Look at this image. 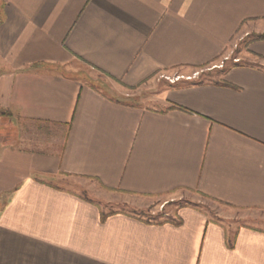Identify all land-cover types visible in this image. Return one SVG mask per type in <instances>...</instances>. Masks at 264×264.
I'll use <instances>...</instances> for the list:
<instances>
[{
    "label": "crops",
    "instance_id": "crops-1",
    "mask_svg": "<svg viewBox=\"0 0 264 264\" xmlns=\"http://www.w3.org/2000/svg\"><path fill=\"white\" fill-rule=\"evenodd\" d=\"M240 34L217 78L161 84ZM260 34L264 0H0V264H264V216L107 210L184 191L264 212Z\"/></svg>",
    "mask_w": 264,
    "mask_h": 264
},
{
    "label": "rangeland",
    "instance_id": "rangeland-1",
    "mask_svg": "<svg viewBox=\"0 0 264 264\" xmlns=\"http://www.w3.org/2000/svg\"><path fill=\"white\" fill-rule=\"evenodd\" d=\"M241 37L242 34L236 37L235 41L232 43L231 49L226 53V56L230 55L229 60H223L225 58L223 57L218 62V64L200 67L198 69H195L194 71H189V73L185 72L167 75L162 74L160 77L162 81L161 84L172 83L177 78L185 79L184 77L188 79L197 77L198 79L201 78L203 80H211L217 78L218 75L216 74V72L222 69H226L227 65L233 62L232 58L241 56L243 54V51H245L246 42L248 41L249 37L253 36H243V39H241ZM221 63H223V67H217L218 65H221ZM153 104L156 105L157 103ZM119 199L120 201L108 205L107 210L129 212L152 220H165L169 218L171 214H173L175 210L180 206H198V208H201L214 217H219L231 222L236 220L241 224L255 222L257 224L258 221L257 219L254 220L253 216H264V212L242 211L234 209L204 196L184 191L158 197L121 196ZM251 213L252 215H250Z\"/></svg>",
    "mask_w": 264,
    "mask_h": 264
},
{
    "label": "built area",
    "instance_id": "built-area-1",
    "mask_svg": "<svg viewBox=\"0 0 264 264\" xmlns=\"http://www.w3.org/2000/svg\"><path fill=\"white\" fill-rule=\"evenodd\" d=\"M229 59H230V55L229 56H225V58L223 60H229ZM232 59H233V62H239L241 60L239 57H234ZM223 63H221V65H218L217 67H223ZM177 79H179V78H177Z\"/></svg>",
    "mask_w": 264,
    "mask_h": 264
},
{
    "label": "trees",
    "instance_id": "trees-1",
    "mask_svg": "<svg viewBox=\"0 0 264 264\" xmlns=\"http://www.w3.org/2000/svg\"><path fill=\"white\" fill-rule=\"evenodd\" d=\"M259 38H264V34L258 36ZM3 114H8V113H3Z\"/></svg>",
    "mask_w": 264,
    "mask_h": 264
}]
</instances>
